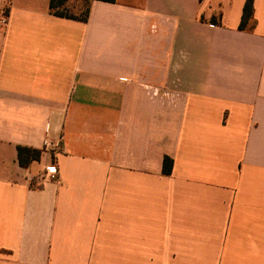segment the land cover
Listing matches in <instances>:
<instances>
[{"label":"crops","instance_id":"1","mask_svg":"<svg viewBox=\"0 0 264 264\" xmlns=\"http://www.w3.org/2000/svg\"><path fill=\"white\" fill-rule=\"evenodd\" d=\"M69 1L0 0V264H264V0Z\"/></svg>","mask_w":264,"mask_h":264},{"label":"trees","instance_id":"2","mask_svg":"<svg viewBox=\"0 0 264 264\" xmlns=\"http://www.w3.org/2000/svg\"><path fill=\"white\" fill-rule=\"evenodd\" d=\"M66 1L68 0H49V9L52 12V14L67 18H79L82 20L86 19L87 10H85L84 14L80 17L72 16L65 13L62 10H59V8H61V6H63L66 3ZM100 1L114 2L115 0H100ZM252 13H253V0H245L241 15V20L239 23V29H244L247 26V24L250 22L252 18ZM16 151H17L18 164L22 167L28 166L30 163L34 161H38L42 153L41 149L24 146V145H17ZM172 165H173V160L168 156H164L162 160L163 174L166 175L170 174Z\"/></svg>","mask_w":264,"mask_h":264},{"label":"built area","instance_id":"3","mask_svg":"<svg viewBox=\"0 0 264 264\" xmlns=\"http://www.w3.org/2000/svg\"><path fill=\"white\" fill-rule=\"evenodd\" d=\"M44 149H50V148H55L56 145L48 141L47 139L44 140ZM58 178V172L55 166L50 167L49 169L46 170L43 176V180H54Z\"/></svg>","mask_w":264,"mask_h":264},{"label":"rangeland","instance_id":"4","mask_svg":"<svg viewBox=\"0 0 264 264\" xmlns=\"http://www.w3.org/2000/svg\"><path fill=\"white\" fill-rule=\"evenodd\" d=\"M59 10H62L65 13L76 17L82 16L85 12V9L83 7L81 9L76 8L74 3L70 2L69 0L66 1V3L63 6H61V8H59Z\"/></svg>","mask_w":264,"mask_h":264}]
</instances>
